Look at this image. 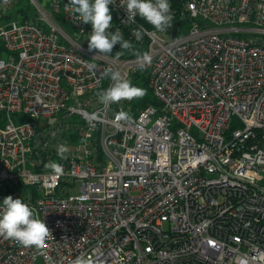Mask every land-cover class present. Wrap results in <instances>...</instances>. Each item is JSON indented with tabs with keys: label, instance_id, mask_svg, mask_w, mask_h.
I'll return each instance as SVG.
<instances>
[{
	"label": "built area",
	"instance_id": "built-area-1",
	"mask_svg": "<svg viewBox=\"0 0 264 264\" xmlns=\"http://www.w3.org/2000/svg\"><path fill=\"white\" fill-rule=\"evenodd\" d=\"M68 2L0 0V206L21 198L53 237H0V264H264V0H186L167 32L116 0L132 47L100 56ZM107 68L144 72L157 103L101 104Z\"/></svg>",
	"mask_w": 264,
	"mask_h": 264
},
{
	"label": "clouds",
	"instance_id": "clouds-1",
	"mask_svg": "<svg viewBox=\"0 0 264 264\" xmlns=\"http://www.w3.org/2000/svg\"><path fill=\"white\" fill-rule=\"evenodd\" d=\"M116 4V0H69L65 8L70 10L76 21L91 25V32L87 34L88 48L96 50L99 55H110L115 45L121 49H130L132 44L123 38L119 28L115 32L109 31L112 27V14L110 6ZM119 7L127 13V22L135 23L137 15L150 24L158 32H167L172 26L174 16L171 12L169 0H121ZM143 29L134 30L137 40L141 39ZM119 55V53H118ZM97 57V56H96ZM140 67L150 62L147 53L139 56ZM85 67L92 73L97 71L95 63L85 60ZM103 76L111 80L110 86L97 92L99 102L104 105L119 103L121 100H131L141 97L142 89L132 85L119 71L107 68ZM99 113L90 114L89 123L99 121ZM116 120L130 121L131 116L126 112L116 113ZM68 151L63 144L57 146V155L60 159H67ZM55 176L62 175L63 165L55 161H49L45 165ZM0 237L12 240L23 247H40L52 237L44 219H40L35 209L30 207L21 198L13 199L11 195L3 199L0 206ZM53 238V237H52ZM72 264H90V261L79 256Z\"/></svg>",
	"mask_w": 264,
	"mask_h": 264
},
{
	"label": "trees",
	"instance_id": "trees-1",
	"mask_svg": "<svg viewBox=\"0 0 264 264\" xmlns=\"http://www.w3.org/2000/svg\"><path fill=\"white\" fill-rule=\"evenodd\" d=\"M186 0H170L171 7L177 12V14L183 9L184 3ZM18 10H21V7H18ZM12 12H7V14L11 15ZM182 20V19H181ZM174 21V25L178 24H186V20ZM148 27H151L146 21H144ZM176 27V26H175ZM0 50H2V45L0 43ZM132 85L138 87L143 90L144 94L139 98L131 99V112L134 114L138 111V109L144 108L149 104H156V99L154 98L151 89L148 86L146 76L144 72H139L138 76L135 80L132 81Z\"/></svg>",
	"mask_w": 264,
	"mask_h": 264
},
{
	"label": "rangeland",
	"instance_id": "rangeland-1",
	"mask_svg": "<svg viewBox=\"0 0 264 264\" xmlns=\"http://www.w3.org/2000/svg\"><path fill=\"white\" fill-rule=\"evenodd\" d=\"M11 16H12V13H11V15H10V14H7V15H6V13H3V14L0 16V25H2L3 23L7 22V21L11 18ZM76 191H77L76 188H74V189L72 190V192H76Z\"/></svg>",
	"mask_w": 264,
	"mask_h": 264
},
{
	"label": "water",
	"instance_id": "water-1",
	"mask_svg": "<svg viewBox=\"0 0 264 264\" xmlns=\"http://www.w3.org/2000/svg\"><path fill=\"white\" fill-rule=\"evenodd\" d=\"M175 30H176V27H174V28H173V31H172V33H174V32H175Z\"/></svg>",
	"mask_w": 264,
	"mask_h": 264
},
{
	"label": "bare ground",
	"instance_id": "bare-ground-1",
	"mask_svg": "<svg viewBox=\"0 0 264 264\" xmlns=\"http://www.w3.org/2000/svg\"><path fill=\"white\" fill-rule=\"evenodd\" d=\"M181 21V20H180Z\"/></svg>",
	"mask_w": 264,
	"mask_h": 264
}]
</instances>
